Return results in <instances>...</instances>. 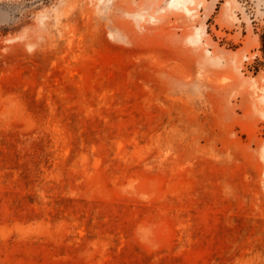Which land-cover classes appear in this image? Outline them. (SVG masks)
<instances>
[{"label":"rangeland","instance_id":"rangeland-1","mask_svg":"<svg viewBox=\"0 0 264 264\" xmlns=\"http://www.w3.org/2000/svg\"><path fill=\"white\" fill-rule=\"evenodd\" d=\"M167 1L0 0V264H264V0Z\"/></svg>","mask_w":264,"mask_h":264},{"label":"bare ground","instance_id":"bare-ground-1","mask_svg":"<svg viewBox=\"0 0 264 264\" xmlns=\"http://www.w3.org/2000/svg\"><path fill=\"white\" fill-rule=\"evenodd\" d=\"M193 2V0H168L167 1V6L168 7H173V8H175L174 10H181V11H183V12H185V13H190V11H191V8H189V4L190 3H192ZM131 14V13H130ZM132 15V17L136 20V21H138L139 19H141V17H142V14H141V12H136V13H133V14H131ZM201 31H203V30H201V29H196V31H195V33L194 34H192V35H189L188 36V41H189V43L191 42V43H198V42H200V35H201ZM264 90V89H263ZM263 90H261V91H263ZM262 93V92H261ZM258 98V97H257ZM260 98L262 99V100H264V93L262 94V95H260ZM258 100V99H257ZM264 153V152H263ZM264 155V154H263Z\"/></svg>","mask_w":264,"mask_h":264}]
</instances>
